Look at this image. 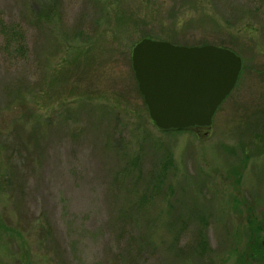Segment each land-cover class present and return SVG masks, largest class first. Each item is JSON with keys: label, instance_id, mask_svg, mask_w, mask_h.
I'll use <instances>...</instances> for the list:
<instances>
[{"label": "rangeland", "instance_id": "1", "mask_svg": "<svg viewBox=\"0 0 264 264\" xmlns=\"http://www.w3.org/2000/svg\"><path fill=\"white\" fill-rule=\"evenodd\" d=\"M146 38L241 57L210 128L155 127ZM261 101L264 0H0V264H264Z\"/></svg>", "mask_w": 264, "mask_h": 264}, {"label": "water", "instance_id": "2", "mask_svg": "<svg viewBox=\"0 0 264 264\" xmlns=\"http://www.w3.org/2000/svg\"><path fill=\"white\" fill-rule=\"evenodd\" d=\"M242 67L235 52L214 45L183 47L146 38L132 52L139 92L151 121L164 132L210 128Z\"/></svg>", "mask_w": 264, "mask_h": 264}, {"label": "trees", "instance_id": "3", "mask_svg": "<svg viewBox=\"0 0 264 264\" xmlns=\"http://www.w3.org/2000/svg\"><path fill=\"white\" fill-rule=\"evenodd\" d=\"M17 38V37H16ZM22 40V38H21ZM21 40H17L19 43H21ZM20 45V44H19ZM20 54H22L24 52V50L20 47L19 49ZM260 109L258 110L259 113H262L260 116L264 117V101H261L260 103ZM258 113V112H257ZM259 120L258 123H256L255 127L257 128L259 126ZM264 124V121L262 122ZM258 125V126H257ZM164 132V131H162ZM170 132H176V131H170ZM258 132L259 134L255 135L256 139L259 140V144H264V126L260 125L258 128ZM165 133H169V132H165ZM258 153H260V151H258ZM250 158L248 156L245 157V161L247 162ZM245 161H243L242 163H246ZM172 167V159L169 157L168 158V162H166L163 166V171L164 173L167 172V170L169 168ZM240 171L237 169H235V174L236 176L239 178L241 177L242 173H239ZM167 174V173H166ZM172 213H174L173 208H171ZM171 215V214H170ZM252 220H249V225L250 227H252L250 229L249 232V251L251 250V253H242L240 255L241 260H243V262L246 261V256L248 257L249 260L251 261H255L256 260V255H263L264 254V242L262 241V236H261V232H263V223H261L260 221H257L256 218L254 216L251 217ZM170 226L172 224H169ZM195 245H194V249L192 250V254L194 255L195 258L198 259V261H204L207 257V252L209 251V246L207 244V239H206V234L199 229L195 235ZM209 260L205 263V264H214L211 261V258H208ZM247 264V261L246 263Z\"/></svg>", "mask_w": 264, "mask_h": 264}]
</instances>
